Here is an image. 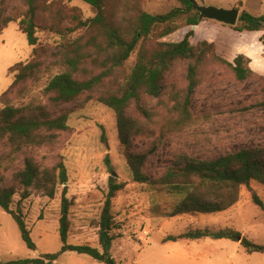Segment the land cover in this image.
Here are the masks:
<instances>
[{
    "label": "rangeland",
    "instance_id": "rangeland-1",
    "mask_svg": "<svg viewBox=\"0 0 264 264\" xmlns=\"http://www.w3.org/2000/svg\"><path fill=\"white\" fill-rule=\"evenodd\" d=\"M105 1L109 22L122 27L134 22L140 12L165 14L181 6L176 0ZM195 1L199 5L232 9L238 0ZM242 1L251 4L255 0ZM37 10L38 44L32 47L19 27L27 11L24 0H0V13L17 19L0 35V110L9 103L42 106L50 114L65 112L69 115L70 130L55 133L52 144L25 149L18 160L5 159L9 151L0 149V177L5 179V186L18 187L14 172L22 169L25 162L31 161L41 169H52L63 162L68 182L58 186L54 199L36 190L28 200L21 201L20 195L14 198L12 210L21 209L36 251L26 246L15 220L0 208V261L35 259L40 257V252L54 254L61 250L59 228L64 187H68L70 203L69 244H88L100 249L99 221L111 178L124 187L117 193L112 210L115 223L120 227L115 234L125 238L123 247L117 242L111 253L116 261L131 263L139 252L143 256L155 252L151 258H145L146 261L160 258L157 252H164L158 245L161 240L193 230L231 229L254 244L264 246V211L252 201L254 193L264 201L263 186L252 182L244 187L240 202L222 214L170 218L179 196L160 182L180 156L215 160L242 148L264 146V112L259 107L264 100L263 76L254 72L251 79L240 82L230 68L208 59L198 69V87L186 109L189 62H176L164 77V93L160 98L141 95L140 100L132 102L128 108V115L142 128L141 134L132 139L130 150L144 153L154 144L158 145L144 167L145 174L155 182L139 184L134 181L129 167V149L121 144L115 113L97 101L100 96L121 89L136 63L137 53L93 92L70 104L56 106L45 88L55 75L68 71V59L83 57L75 73L80 81L103 71L98 64L100 58L89 47L96 31L81 28L77 22L78 18H94L96 11L80 0H37ZM251 15L263 16L264 9L253 10ZM186 21V17L181 21L184 26ZM206 27L207 24H203L199 28V35ZM190 30L185 27L164 41L177 42ZM239 46L251 56L250 68L261 67L264 52L257 43L240 42ZM19 63H37L40 70L34 78L12 90L17 73H11V68ZM138 106L149 113V119L141 114ZM107 158L111 167L106 164ZM164 220L172 223L168 226L160 223ZM143 236H148V243H144ZM178 246L192 247L193 252H210L211 264H264V253L250 254L240 242L231 240L182 241ZM83 258L93 261L89 256ZM63 261L65 258L59 264Z\"/></svg>",
    "mask_w": 264,
    "mask_h": 264
},
{
    "label": "trees",
    "instance_id": "trees-1",
    "mask_svg": "<svg viewBox=\"0 0 264 264\" xmlns=\"http://www.w3.org/2000/svg\"><path fill=\"white\" fill-rule=\"evenodd\" d=\"M90 5L96 16L92 19H77L79 27L94 29L96 36L90 41L100 60L101 74L88 80L80 81L75 78L79 64L83 57L68 59V71L55 75L45 88V93L51 96L56 106L70 104L85 94L93 92L109 79L114 71L122 69L132 56L137 53L136 63L121 89L114 93L104 94L97 101L111 109L117 118V126L121 144L129 149L128 163L135 182L151 184L153 181L144 172V167L157 150L158 145L144 153H133L130 150L132 139L139 136L142 128L139 123L128 115V108L132 102H138L141 95L160 98L164 93L163 80L176 62L188 61L186 90V109L198 87V69L208 59L219 62L230 68L237 81L243 82L254 76L250 68V59L245 55H238L233 62L226 60L218 52L216 45L201 42L193 45L191 38L201 22L199 13L194 10L195 0H176L181 6L165 14H150L140 12L135 21L128 25L116 26L107 17V3L105 0H80ZM27 11L19 21L21 31L26 35L30 46L38 44L37 34V0H24ZM187 18L185 26L183 18ZM12 22L17 19L6 17L0 13V35ZM185 27H190L182 40L177 42L164 41ZM237 32L264 31V16L255 17L248 12H242L236 27ZM264 45V36L261 38ZM79 52V51H77ZM37 63H19L11 68V73H17L11 87L14 90L20 83L34 78L39 73ZM8 94L5 95L7 97ZM1 99V98H0ZM259 107L264 112V100ZM141 114L149 119V113L138 106ZM69 115L65 112L50 114L45 107L33 104L15 106L7 103L0 110V149L9 151L5 159L18 160L25 149L52 144L55 133L70 130ZM106 164L111 167L110 160ZM5 179L0 177V208L9 214L16 222L21 237L26 246L33 251L37 246L31 237L20 208L12 210L16 195L21 201L28 200L33 190L42 191L50 199H54L58 186H65L68 182V172L65 164L59 162L52 169H41L31 161H27L22 169L14 172V181L18 187H7ZM162 185L168 187L179 196V201L170 218L186 215H216L235 207L241 200L242 189L255 182L264 187V146L242 148L215 160L196 159L190 156H180L173 166L160 179ZM123 185L114 178L110 179L109 191L99 221V243L101 250L91 245L68 244L70 232L69 210L67 198L68 187L62 193V216L59 234L62 248L58 253L41 254L35 259H19L0 264H53L66 252L87 255L103 264H118L111 254L114 241L122 239V235L115 234L120 229L115 223L112 212L113 202ZM253 203L264 211V201L252 194ZM206 238L214 240H231L240 244L250 254L264 253V246H259L243 237L238 231L225 229L212 231L210 229L193 230L184 234L166 237L163 242H177L180 240L197 241Z\"/></svg>",
    "mask_w": 264,
    "mask_h": 264
},
{
    "label": "crops",
    "instance_id": "crops-1",
    "mask_svg": "<svg viewBox=\"0 0 264 264\" xmlns=\"http://www.w3.org/2000/svg\"><path fill=\"white\" fill-rule=\"evenodd\" d=\"M263 1L264 0H255L254 2H252L250 4L248 1L238 0V1L234 2V4L231 7L234 9L240 10L241 13L245 11V12L252 14L253 10H257V12H259L260 10L264 9V8H262V6L264 4ZM254 15H257V14H254ZM257 17H261V16H257ZM203 24H207L208 27L204 28L199 35L198 30L201 26H203ZM226 28H229V29H226ZM211 30H212V32H211ZM193 31H194V36L191 38V42L193 45H197V44L204 42V41L214 43L216 45L218 53L230 62H233L234 59L238 55H245L246 57L251 58V56L246 51H244L242 48H240V46H239L240 42H247L248 43V42L254 41L255 43L258 44L260 50H262L264 52V45L261 42V38L264 36V31H260V32H237V31L231 29V27H227V26H224L220 23H215L213 21L201 22L195 29H193ZM177 34H178V32L176 34H174L173 36H175ZM182 39L183 38H181L180 40H182ZM251 69L254 72H256L257 74L263 76V78H264V63L261 65V67H258L256 69H253L251 67ZM220 214H222V213H220ZM216 215H218V214H216ZM160 223L166 224L168 226L172 223V221L164 220ZM147 237L148 236L142 237V240H144V243L149 242ZM70 239H71V237L68 238V244H69ZM206 239H211V238H206ZM124 240H125V238H122L119 241H114L111 253L115 249L117 242H120L119 244L122 245L121 247H123ZM163 240H161L160 244H158V245H160V247H162L164 249L163 253L161 251H159L160 254H158V252H157L158 257H160V258H155L153 260L146 261V259L151 258L155 252H153V254H149L146 256H143L142 253L139 252L138 255L135 256L134 260L128 264H211L210 263V257H211L210 252H207V251H206V253H204V252L200 253L198 251L193 252L194 249L192 247L178 246L179 243L182 241L187 242V243L195 242V241L180 240L177 242H166L165 243V242H163ZM203 240H197L196 242H200ZM222 240H226V239H222ZM101 249L102 248H100L99 250H101ZM41 254H44V253L40 252V255ZM74 256H78V257H74ZM86 256L87 255H80V254H77L75 252H66L57 261H55L53 264H59V262L61 260H63L64 258H65V262L63 261V264H69L70 261H74L77 264H103V263L96 261L95 259H93L91 257L90 258L93 261H89L88 259L83 258ZM117 262H118V264H123V262H121V261H117Z\"/></svg>",
    "mask_w": 264,
    "mask_h": 264
},
{
    "label": "water",
    "instance_id": "water-1",
    "mask_svg": "<svg viewBox=\"0 0 264 264\" xmlns=\"http://www.w3.org/2000/svg\"><path fill=\"white\" fill-rule=\"evenodd\" d=\"M194 10L199 13V21H214L227 27H236L241 12L238 9H225L212 5H199L195 2Z\"/></svg>",
    "mask_w": 264,
    "mask_h": 264
}]
</instances>
